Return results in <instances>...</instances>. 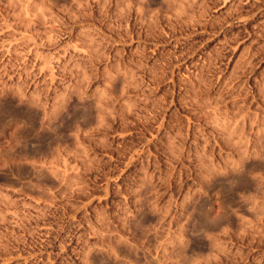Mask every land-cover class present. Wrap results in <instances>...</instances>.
Returning a JSON list of instances; mask_svg holds the SVG:
<instances>
[{"label":"rangeland","instance_id":"rangeland-1","mask_svg":"<svg viewBox=\"0 0 264 264\" xmlns=\"http://www.w3.org/2000/svg\"><path fill=\"white\" fill-rule=\"evenodd\" d=\"M0 264H264V0H0Z\"/></svg>","mask_w":264,"mask_h":264},{"label":"bare ground","instance_id":"bare-ground-1","mask_svg":"<svg viewBox=\"0 0 264 264\" xmlns=\"http://www.w3.org/2000/svg\"><path fill=\"white\" fill-rule=\"evenodd\" d=\"M133 6V5H132ZM131 5L130 6H127V5H125L123 8H120V9H118V8H116L115 10H116V12H114V13H112V15L115 17V18H122L123 19V17L125 18H127V17H129V16H133L134 14L136 15V16H138V14H140L141 13V11H142V9H141V7H135L136 9H134L133 7H132ZM104 7V6H103ZM101 9V8H100ZM104 9H105V7H104ZM104 9H102V10H104ZM136 16H134V17H136ZM113 17V18H114ZM125 18V19H126ZM138 19H140V17H138ZM144 19V18H143ZM115 20V19H114ZM135 20H137V19H135ZM116 21V20H115ZM121 21V20H120ZM128 21V20H127ZM129 21H130V18H129ZM138 21V20H137ZM135 22V21H134ZM140 22H142V21H140ZM136 23V22H135ZM143 23V22H142ZM145 23V24H144ZM143 24H144V26H147V27H149V28H154L155 26H156V24H157V22L156 21H154V20H151L150 22L149 21H145ZM129 24V23H128ZM132 25H135V24H132ZM131 26V25H130ZM142 26V25H141ZM127 27V26H126ZM129 27V26H128ZM132 27V26H131ZM133 28V27H132ZM142 28V27H141ZM148 29V28H147ZM127 31H129V29H126ZM130 30H133V29H131L130 28ZM136 30V29H135ZM153 30V29H152ZM151 30V31H152ZM134 32V31H133ZM153 32V31H152Z\"/></svg>","mask_w":264,"mask_h":264}]
</instances>
